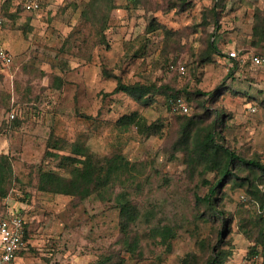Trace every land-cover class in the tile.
Returning a JSON list of instances; mask_svg holds the SVG:
<instances>
[{
    "label": "rangeland",
    "instance_id": "1",
    "mask_svg": "<svg viewBox=\"0 0 264 264\" xmlns=\"http://www.w3.org/2000/svg\"><path fill=\"white\" fill-rule=\"evenodd\" d=\"M20 4L0 0V46L13 54L11 65L0 62V155L14 169L0 221L11 211L26 221L27 249L14 264H207L219 252L221 264H264L251 193L264 199L260 172L236 166L238 178L218 195L224 215L215 217L197 196L219 175L204 173L195 153L215 125L221 143L264 164L262 70L221 55L203 61L213 40L226 55L264 57L255 31L264 28V0H54L39 14ZM120 84L157 92L139 102L116 92ZM173 95L189 114L171 111ZM136 112L160 133L118 124ZM56 141L68 147L55 153L70 155L77 142L98 159L124 156L129 170L85 198L43 190V172L70 176L71 167L46 157ZM121 193L140 213L127 240ZM165 226L174 235L162 241L155 231Z\"/></svg>",
    "mask_w": 264,
    "mask_h": 264
},
{
    "label": "trees",
    "instance_id": "2",
    "mask_svg": "<svg viewBox=\"0 0 264 264\" xmlns=\"http://www.w3.org/2000/svg\"><path fill=\"white\" fill-rule=\"evenodd\" d=\"M22 7V5L20 4ZM23 9V7H22ZM256 33L260 36V40L264 41V28L255 27ZM221 55L226 56L221 52L215 40L210 42L209 51L205 55L203 61L211 62L213 56ZM247 64H251L249 61ZM253 66V65H252ZM122 91L129 94L135 100L142 102L148 94L157 92L155 86H146L143 84L135 85H122L120 84L116 92ZM182 96H169L168 106L170 102ZM184 98V97H182ZM171 109V107H170ZM172 111V110H171ZM180 115H187L183 113H174ZM189 114V113H188ZM120 126L128 128L136 125L139 133H146L148 136L151 134H159L160 127L156 124L148 126L143 122L139 113L124 116L120 119ZM190 124L187 126L189 127ZM187 128H185V132ZM185 137L190 138L191 135L186 134ZM70 155H61L55 153V150L62 151L67 149L68 146L62 147L58 141L49 142L46 157H55L61 160L63 166L71 167L70 176L64 177L56 172H43L41 175L42 189L48 190L55 194H63L70 196H79L82 198L89 197L95 192L98 194L103 193L108 188L112 187L114 182L121 179V177L129 170L130 162L122 155H115L111 158L104 157L103 159L96 158L90 153V149L80 143H72ZM53 149V150H51ZM195 153L198 154L201 163L205 165L204 173L216 172L219 176L216 182L204 180V184L209 185L208 193L201 197L197 196V201L205 205L208 210L214 213L215 217H223L222 211L219 210L218 195L222 187L228 182V179L238 178L235 173V167L238 165H245L254 168L260 172L261 180L264 181V164L258 160H247L237 155L233 150L219 141L218 133L215 125L210 127L204 137L198 142ZM14 176V169L8 157L0 155V197L7 198L9 182L12 181ZM252 191L254 197L257 199L259 236L257 239L258 245L262 246L264 257V199L258 198L257 193ZM126 193H121L117 196L118 206L120 207L121 215V231L125 234V239L128 238V230L132 224H135L140 217V213L135 206H132L128 200ZM14 213V212H13ZM16 215H20L15 213ZM22 216V215H20ZM223 228H226L224 222ZM157 237H162V241H167L174 235L173 230L168 227L157 228L155 231ZM25 239H26V224H25ZM127 245L136 251L139 243L134 242ZM253 254L257 255L258 250L254 248ZM223 255L219 252L216 257L212 258L207 264H221Z\"/></svg>",
    "mask_w": 264,
    "mask_h": 264
},
{
    "label": "built area",
    "instance_id": "3",
    "mask_svg": "<svg viewBox=\"0 0 264 264\" xmlns=\"http://www.w3.org/2000/svg\"><path fill=\"white\" fill-rule=\"evenodd\" d=\"M53 1L21 0V5L25 12L39 14L48 10ZM226 57L237 62L239 66H244L250 61L253 67L261 69L264 75V57L260 55L233 50L227 52ZM0 62L6 66L13 63V56L2 46H0ZM171 69L177 70L181 74L186 71L184 66H171ZM170 107L174 113L188 114L190 111L189 104L182 97L172 100ZM11 117L14 119L15 114H12ZM25 224L24 218L12 211L0 221V264H13L27 249Z\"/></svg>",
    "mask_w": 264,
    "mask_h": 264
},
{
    "label": "crops",
    "instance_id": "4",
    "mask_svg": "<svg viewBox=\"0 0 264 264\" xmlns=\"http://www.w3.org/2000/svg\"><path fill=\"white\" fill-rule=\"evenodd\" d=\"M26 13H27V12H26ZM29 14H32V13H29ZM33 14H34V13H33ZM7 51L13 56V54L10 52L9 49H7ZM19 257H20V256H19ZM16 261H17V260H16ZM16 261H15V262H16ZM15 262H14V263H15ZM14 263H13V264H14Z\"/></svg>",
    "mask_w": 264,
    "mask_h": 264
}]
</instances>
